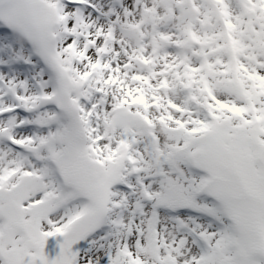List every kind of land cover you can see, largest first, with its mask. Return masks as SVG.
Masks as SVG:
<instances>
[{
    "label": "snow or ice",
    "instance_id": "obj_1",
    "mask_svg": "<svg viewBox=\"0 0 264 264\" xmlns=\"http://www.w3.org/2000/svg\"><path fill=\"white\" fill-rule=\"evenodd\" d=\"M0 264H264V0H0Z\"/></svg>",
    "mask_w": 264,
    "mask_h": 264
}]
</instances>
